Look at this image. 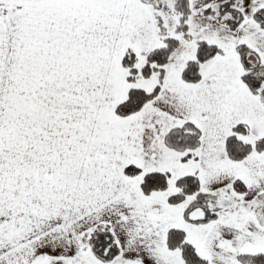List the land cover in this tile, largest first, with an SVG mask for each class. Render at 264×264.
I'll return each mask as SVG.
<instances>
[{
	"label": "snow or ice",
	"instance_id": "6c2138e0",
	"mask_svg": "<svg viewBox=\"0 0 264 264\" xmlns=\"http://www.w3.org/2000/svg\"><path fill=\"white\" fill-rule=\"evenodd\" d=\"M0 264H264V0H0Z\"/></svg>",
	"mask_w": 264,
	"mask_h": 264
}]
</instances>
